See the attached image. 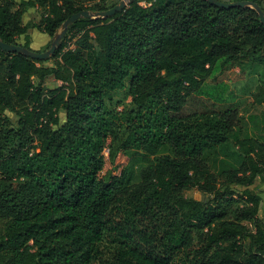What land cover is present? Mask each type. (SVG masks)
<instances>
[{
    "label": "trees",
    "instance_id": "obj_1",
    "mask_svg": "<svg viewBox=\"0 0 264 264\" xmlns=\"http://www.w3.org/2000/svg\"><path fill=\"white\" fill-rule=\"evenodd\" d=\"M234 2L264 11V0ZM115 6L0 0V39L33 51L36 29L46 52L71 16ZM32 9L40 24L24 25ZM47 61L0 49V264H264L262 198L251 189L264 182V129L244 133L262 96L249 109L197 96L221 68H264L255 10L134 0L75 22ZM50 78L62 85L46 88ZM128 80L130 107L112 110ZM107 148L112 163L138 160L102 179ZM193 190L210 198L186 197Z\"/></svg>",
    "mask_w": 264,
    "mask_h": 264
},
{
    "label": "rangeland",
    "instance_id": "obj_2",
    "mask_svg": "<svg viewBox=\"0 0 264 264\" xmlns=\"http://www.w3.org/2000/svg\"><path fill=\"white\" fill-rule=\"evenodd\" d=\"M20 3L21 0H15ZM122 0H112L113 4L119 5ZM224 2H230L231 0H223ZM141 5L145 6V3ZM42 12L39 9L30 10L24 17V25L35 24L39 25L41 21ZM36 30V29H35ZM33 30V31H35ZM32 31V32H33ZM38 31V30H36ZM31 32V33H32ZM36 35L35 42L41 44V38ZM44 37H47L43 34ZM72 36V35H71ZM70 36V38H71ZM69 38V46L74 48L75 39ZM24 39L18 40V43L24 44ZM45 47V46H44ZM43 45L40 47L41 50H34L42 52L44 49ZM36 49V48H35ZM47 66H54L53 61H47ZM60 85L54 78H50L45 82L46 88H56ZM129 80L127 81V87L113 94L112 99L107 100L108 106L112 110L122 111L128 109L131 105L132 98L129 94ZM203 90L197 96L201 97L209 106L216 105L227 106L237 105L240 109L251 108L254 103L256 96H262V105L257 104L256 107L251 108L247 115L248 126L244 130V133L251 134V137H259L261 130L264 129V68L261 65H256L254 68L243 72L239 64L231 65L226 68H221L217 72H214L210 79L205 82ZM250 116H255L251 119ZM61 125L65 123V113L59 114ZM14 126L16 122L13 121ZM131 158L138 160L136 153L124 154L120 153L112 163L110 158V149L107 148L104 152L105 167L103 172L100 174V178L105 179L110 176L119 177L123 170L129 168ZM236 190L242 191V187H234ZM261 198L262 204L259 210L258 216L264 220V182L257 178L255 184L251 187ZM186 197L194 198L199 201H208L209 196H203L198 191L193 190L186 192Z\"/></svg>",
    "mask_w": 264,
    "mask_h": 264
},
{
    "label": "water",
    "instance_id": "obj_3",
    "mask_svg": "<svg viewBox=\"0 0 264 264\" xmlns=\"http://www.w3.org/2000/svg\"><path fill=\"white\" fill-rule=\"evenodd\" d=\"M206 1H208L212 5H215L216 7L227 9V10L232 9V8H251L259 14L260 20L262 24L264 25V11L257 4H253L250 2L228 3V2H221L218 0H206ZM133 2L134 0H122L119 5L115 6L113 9L107 12H104V13L93 14L88 11H82L80 13L74 14L63 24L61 32L55 37L54 41L51 44L50 49L46 52H37L34 50L33 51L28 50L21 46L6 44L1 39H0V49L3 52L9 53V54L24 55L28 58L35 59V60H40V61L50 60L56 54L58 48L61 45L63 38L66 36L68 32V29L75 22L82 20V19L112 18L116 14L123 12L127 8L128 4H131Z\"/></svg>",
    "mask_w": 264,
    "mask_h": 264
},
{
    "label": "crops",
    "instance_id": "obj_4",
    "mask_svg": "<svg viewBox=\"0 0 264 264\" xmlns=\"http://www.w3.org/2000/svg\"><path fill=\"white\" fill-rule=\"evenodd\" d=\"M36 35H39L38 37H40L41 38V44L39 43V45L38 44H36L37 42H35V38H36ZM44 35H46V34H44ZM47 36V35H46ZM31 37H32V43H31V48L33 49V50H41L40 49V47H42V45H43V47L44 46H46L49 42H50V38L47 36V37H44L43 36V33H41V32H39V31H33L32 33H31ZM36 48V49H35ZM48 81V80H47ZM62 84L60 83V85L59 86H61ZM58 86V87H59ZM51 89H54V88H51Z\"/></svg>",
    "mask_w": 264,
    "mask_h": 264
}]
</instances>
